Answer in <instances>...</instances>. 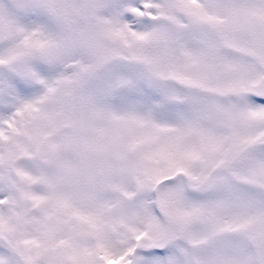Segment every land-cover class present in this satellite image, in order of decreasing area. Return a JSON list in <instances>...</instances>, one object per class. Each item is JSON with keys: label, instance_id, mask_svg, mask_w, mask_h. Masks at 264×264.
I'll return each mask as SVG.
<instances>
[{"label": "snow or ice", "instance_id": "1", "mask_svg": "<svg viewBox=\"0 0 264 264\" xmlns=\"http://www.w3.org/2000/svg\"><path fill=\"white\" fill-rule=\"evenodd\" d=\"M0 264H264V0H0Z\"/></svg>", "mask_w": 264, "mask_h": 264}]
</instances>
